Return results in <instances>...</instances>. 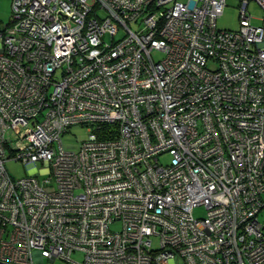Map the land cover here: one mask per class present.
<instances>
[{
  "label": "built area",
  "instance_id": "2783aa9c",
  "mask_svg": "<svg viewBox=\"0 0 264 264\" xmlns=\"http://www.w3.org/2000/svg\"><path fill=\"white\" fill-rule=\"evenodd\" d=\"M227 1L11 0L0 264H264V0Z\"/></svg>",
  "mask_w": 264,
  "mask_h": 264
},
{
  "label": "rangeland",
  "instance_id": "374dc122",
  "mask_svg": "<svg viewBox=\"0 0 264 264\" xmlns=\"http://www.w3.org/2000/svg\"><path fill=\"white\" fill-rule=\"evenodd\" d=\"M11 0H0V21L1 23H6L10 19L11 12ZM237 2L236 0H228L227 5L223 10V13L219 16L217 20V25L220 28L224 29H237L238 28V11H237ZM249 11L256 15L260 16L262 11L258 6H256L253 2L249 5ZM253 23L258 24L259 20L253 19ZM0 23V26H1ZM87 136L86 128L80 125L71 126L67 132L61 135V142L65 149H78L80 142ZM162 160H166V157H162ZM5 167L7 171L10 173L12 177H21L26 174L32 173L34 171H38V168L41 167V164L37 162L34 166L26 165L19 160L8 159L5 162ZM203 208L197 207L194 210L195 216L203 215ZM259 220L264 223V209L258 214ZM117 224H113L112 227H117ZM154 244H157L155 241ZM72 258L81 260L83 258V254L80 251H76L72 253ZM177 258V264H185L182 258ZM40 264H66L65 261L61 259H55L54 261H49L48 259H44V261Z\"/></svg>",
  "mask_w": 264,
  "mask_h": 264
}]
</instances>
